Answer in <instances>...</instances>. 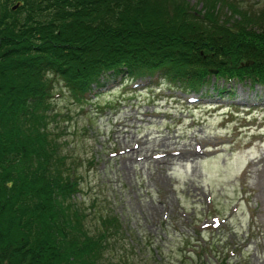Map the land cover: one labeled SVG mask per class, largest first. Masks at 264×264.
<instances>
[{"label":"trees","instance_id":"1","mask_svg":"<svg viewBox=\"0 0 264 264\" xmlns=\"http://www.w3.org/2000/svg\"><path fill=\"white\" fill-rule=\"evenodd\" d=\"M154 76L184 90L212 77L264 84V4L0 0V264H102L118 224L101 216L91 232L73 200L78 180L49 125L55 83L83 103Z\"/></svg>","mask_w":264,"mask_h":264},{"label":"rangeland","instance_id":"2","mask_svg":"<svg viewBox=\"0 0 264 264\" xmlns=\"http://www.w3.org/2000/svg\"><path fill=\"white\" fill-rule=\"evenodd\" d=\"M160 80L83 103L55 83L49 125L78 180L73 200L91 232L101 216L118 224L102 264H264V84Z\"/></svg>","mask_w":264,"mask_h":264},{"label":"water","instance_id":"3","mask_svg":"<svg viewBox=\"0 0 264 264\" xmlns=\"http://www.w3.org/2000/svg\"><path fill=\"white\" fill-rule=\"evenodd\" d=\"M16 5H14L13 7H15ZM222 61H224V59H222ZM213 71H216V69H213Z\"/></svg>","mask_w":264,"mask_h":264}]
</instances>
